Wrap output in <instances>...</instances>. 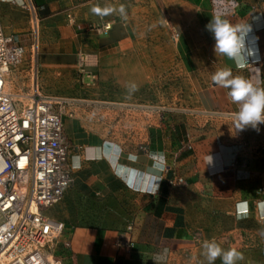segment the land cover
Returning a JSON list of instances; mask_svg holds the SVG:
<instances>
[{"label":"crops","instance_id":"1","mask_svg":"<svg viewBox=\"0 0 264 264\" xmlns=\"http://www.w3.org/2000/svg\"><path fill=\"white\" fill-rule=\"evenodd\" d=\"M132 1L44 0L49 13L42 17V90L78 101L77 114L63 118L74 184L55 218L65 225L55 243L56 259L155 264L162 253L160 264H207L201 245L215 239L223 249L243 253L236 264H264V123L240 131L235 118L209 120V114L235 116L239 109L229 89L216 84L199 93L203 105L196 115L177 119L159 116L158 110L148 120L146 110L128 108L125 101L141 94L150 79ZM160 1L172 18L173 37H180L185 80L212 81L215 71L228 68L264 87V0ZM121 4L124 20L118 14L101 19L90 11ZM214 16L250 26L243 69L215 54L213 34L206 29ZM0 22L21 45L33 43L25 0H0ZM103 26L109 27L107 34L91 30ZM194 34L202 46L195 45ZM79 53L88 59L86 74L97 76L93 89L80 88L73 78ZM103 109L112 117L105 119ZM119 111L123 117L116 120Z\"/></svg>","mask_w":264,"mask_h":264},{"label":"built area","instance_id":"2","mask_svg":"<svg viewBox=\"0 0 264 264\" xmlns=\"http://www.w3.org/2000/svg\"><path fill=\"white\" fill-rule=\"evenodd\" d=\"M32 21L28 94L13 93L10 76L23 63L27 48L7 35L0 22V264H60L55 243L65 225L45 212L74 184L63 118L78 101L44 94L37 61L38 18ZM91 30L107 34L109 27ZM87 62L80 55L82 73ZM85 77L95 86V74Z\"/></svg>","mask_w":264,"mask_h":264},{"label":"rangeland","instance_id":"3","mask_svg":"<svg viewBox=\"0 0 264 264\" xmlns=\"http://www.w3.org/2000/svg\"><path fill=\"white\" fill-rule=\"evenodd\" d=\"M25 0L28 8V15L30 21L35 17L34 12L38 18L39 25V48L37 61L40 69V85L43 88V68L41 66V54L43 51V36H42V17L49 13L47 6H37L35 0ZM45 6V8L43 7ZM142 6V7H139ZM34 7V8H33ZM141 8H143L141 10ZM35 9V10H34ZM157 10V11H156ZM167 8L162 1L158 0H136L132 1V14H136L135 21L140 22L141 27V41L145 44L140 50V56L144 58V62L147 63V68L150 70L148 76L147 88L137 96H133L130 100H127L128 108L140 107L147 111L148 120L151 119L152 112L160 110L159 116H169L172 118H185L187 116L196 115L200 110L199 106L203 105V98L200 94L204 88H211L213 86L212 81L204 82L202 80L187 81L185 75L182 73L184 69L183 59L181 51H177V44L180 40L174 39L172 31V18L167 15ZM156 11V12H155ZM144 16L138 17L139 14ZM212 35H208L211 37ZM194 43L196 46H202V38L198 34H194ZM212 40V39H211ZM31 45L27 48V55L24 58L23 63L16 69L12 70L11 76V91L15 94H28L31 92L32 82L28 76L29 60ZM48 51V50H47ZM82 55L79 53V56ZM83 56H86L83 54ZM77 73L73 78L78 81V85L84 89H93L96 87L91 84L88 85L86 73H82L81 69H77ZM85 79V80H84ZM45 95L61 96L69 99H76L74 96L64 93H48ZM104 101V100H103ZM107 101V100H106ZM27 102V100H26ZM105 102V101H104ZM109 102H113L110 101ZM122 102V101H121ZM118 103V102H117ZM103 106L110 107V104ZM77 106H72L66 116L72 117L77 114ZM90 111V108L88 109ZM102 116L104 118L112 117V111L103 109ZM122 111L115 113V119H122ZM101 116V115H100ZM134 115H131V118ZM209 120L214 124H220V122L234 120L235 116H226L220 114H209ZM106 131V130H105ZM59 204L50 208L45 212V215L51 219L57 218ZM229 243V242H228ZM246 244H250V241H244ZM243 243V244H244ZM230 244V243H229Z\"/></svg>","mask_w":264,"mask_h":264},{"label":"clouds","instance_id":"4","mask_svg":"<svg viewBox=\"0 0 264 264\" xmlns=\"http://www.w3.org/2000/svg\"><path fill=\"white\" fill-rule=\"evenodd\" d=\"M90 11L101 19L112 14H118L122 20L127 18L126 8L123 4L119 5L118 8L95 5ZM206 29L213 34L215 54L226 57L233 61L238 69H243L248 63L247 57L250 55L245 45V37L250 31V26L245 24L234 25L227 19L214 16L206 25ZM211 79L214 84L229 89L228 97L232 103L239 106L235 113L237 130L242 131L248 126L258 129V125L264 123V87L255 85L243 75L233 76L232 71L228 68L218 69L213 73ZM132 90H135V85L132 86ZM210 161L211 157L209 156ZM201 247L203 250L201 254L207 260V264H214L218 258L222 264H236L237 261L244 259L242 252L236 248L225 250L215 239L204 240ZM163 259L164 254L158 253L153 260L155 264H160Z\"/></svg>","mask_w":264,"mask_h":264},{"label":"trees","instance_id":"5","mask_svg":"<svg viewBox=\"0 0 264 264\" xmlns=\"http://www.w3.org/2000/svg\"><path fill=\"white\" fill-rule=\"evenodd\" d=\"M35 2L37 6L44 5L43 1L41 0H35Z\"/></svg>","mask_w":264,"mask_h":264}]
</instances>
